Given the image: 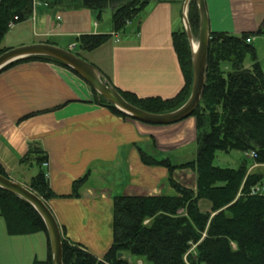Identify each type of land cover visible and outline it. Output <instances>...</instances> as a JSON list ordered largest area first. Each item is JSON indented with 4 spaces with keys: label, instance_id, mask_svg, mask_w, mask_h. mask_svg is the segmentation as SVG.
Segmentation results:
<instances>
[{
    "label": "crops",
    "instance_id": "1",
    "mask_svg": "<svg viewBox=\"0 0 264 264\" xmlns=\"http://www.w3.org/2000/svg\"><path fill=\"white\" fill-rule=\"evenodd\" d=\"M185 2L152 0L141 17L115 33L110 13H101L99 20L87 23L77 14L83 8H68L75 11L71 17L82 22L75 23L72 31L61 30L69 20L58 22V13L65 4L49 5L36 0L33 15L27 21L32 30L23 24L21 38L2 46L13 48L49 41L64 48L74 46L71 49L75 51L76 36L111 33L105 44L88 51L105 78L108 76L114 86L142 97L170 98L185 84L172 39L174 31L185 28ZM45 6L57 10L52 12ZM206 6L210 33L264 30V0H206ZM89 11L91 19L98 16L97 10ZM253 36L255 42L258 40L257 55L264 54V33ZM66 38L67 46L62 43ZM93 98L88 82L52 61H24L2 71L0 163L11 178L28 186L34 170L21 165L20 159L28 150L29 140L38 141L48 153L49 183L55 193L48 205L63 237L80 242L102 258L113 242L116 196L176 194L168 169L145 164L140 150L158 159L169 158L174 164L195 160L197 124L194 116L170 124L146 123L116 114ZM260 168L264 164H253L249 171ZM87 174L79 195L72 196L74 181ZM173 178L196 188L197 174L192 168L176 169ZM127 254L124 257L131 260ZM48 256L46 232L9 234L0 215V264H34ZM138 261L144 264L141 259Z\"/></svg>",
    "mask_w": 264,
    "mask_h": 264
},
{
    "label": "trees",
    "instance_id": "2",
    "mask_svg": "<svg viewBox=\"0 0 264 264\" xmlns=\"http://www.w3.org/2000/svg\"><path fill=\"white\" fill-rule=\"evenodd\" d=\"M36 0H0V54L9 49L2 46L10 30L9 23L29 19ZM47 4H65L70 9H113V31L126 29L128 23L141 17L152 0H38ZM175 1V0H162ZM193 35L199 34L200 13L197 0L188 10ZM264 33L211 32L207 62V81L200 104L191 116L197 124V158L174 164L169 158L158 159L140 150L147 165L164 166L176 194L120 195L114 198L113 242L99 258L80 242L63 237L64 264H133L121 252L144 257L148 264H264V193L253 192L262 185L264 175L249 171L253 164H264V66L257 55L255 42L247 39ZM111 33H82L75 37L76 52L91 51L105 44ZM185 84L175 96L142 97L117 87L133 105L153 113L173 111L182 106L191 94L193 54L184 29L172 34ZM49 42V41H47ZM250 56L251 65L246 59ZM46 60L75 72L62 61L49 56L33 55L18 59L0 73L18 63ZM76 73V72H75ZM108 78V76H106ZM90 85V84H89ZM93 101L110 107L123 117H130L103 97L90 85ZM29 116V115H28ZM254 151L253 164L244 162L239 168L214 164L218 151ZM48 153L36 140H29L28 150L20 164L33 169L28 187L47 204L55 197L47 171ZM179 168L196 171V188L187 187L173 178ZM0 174L11 177L0 163ZM88 174L74 181L72 196L79 195ZM264 186V185H263ZM208 200L210 210L202 211L200 202ZM0 215L9 234L23 235L44 231L49 237V256L34 264H53L47 225L38 210L18 194L0 187ZM145 264V263H144Z\"/></svg>",
    "mask_w": 264,
    "mask_h": 264
},
{
    "label": "water",
    "instance_id": "3",
    "mask_svg": "<svg viewBox=\"0 0 264 264\" xmlns=\"http://www.w3.org/2000/svg\"><path fill=\"white\" fill-rule=\"evenodd\" d=\"M190 1L186 0L185 2L183 16L185 30L193 54V84L188 100L173 111L153 113L133 105L122 96L116 86L105 78L104 74L96 65L79 56L71 48H64L49 42H38L7 49L0 54V70L14 61L28 56L40 55L53 57L71 67L103 97L131 118L152 124H170L181 121L191 116L201 102L207 81V62L210 48L209 16L206 0H197L200 13L197 48L193 44L194 36L188 17ZM0 187L12 191L28 200L38 210L48 228L53 264H64L62 229L47 202L28 186L2 174H0ZM119 257H124V253L121 252Z\"/></svg>",
    "mask_w": 264,
    "mask_h": 264
},
{
    "label": "rangeland",
    "instance_id": "4",
    "mask_svg": "<svg viewBox=\"0 0 264 264\" xmlns=\"http://www.w3.org/2000/svg\"><path fill=\"white\" fill-rule=\"evenodd\" d=\"M34 6H35V2H34ZM45 8L51 10L52 12L54 10H57V8L54 9L53 6L52 7L51 6H47V7L45 6ZM81 10L82 11H80L79 13H77L78 14V17L80 16L81 20H83L85 18L86 19L85 21H87V23H89V21L90 22H93L94 20H99L98 17H97V15L94 18H92V19L88 15L89 12H90L89 10H92V9L83 8ZM112 10H113L112 7L109 6V7L105 8L102 11V13H105V14H109L110 13V17L112 18V14H113ZM72 12H75V11H69L68 10V7H64L58 13L61 16V19L58 21L59 23H61V22L64 23L65 22V19H69L67 22L64 23V26L62 28H60L61 30L72 31L73 29H75V26H74L75 23L80 24L82 22V21H79L77 18L76 19L78 21L75 20V18H72L71 17ZM98 13H99V11L97 10V14ZM28 20L29 19H27V20H25L23 22H20V23H16L17 26L15 25L16 26L15 28L13 27V28H11L9 30L8 33L6 34L4 40H3L4 41L3 42V45L9 46V45H11V43H13L14 41H16L19 38H21V36L23 34V29H22L21 26L23 24H26V25H23V26H26L31 31L32 30V27L29 26V25H27V24H31L30 22H27ZM31 36H32V32L29 33V37H31ZM71 38H73V37H71ZM42 39H44V38H42ZM194 40L198 41V34L195 35ZM257 41L255 42L256 48H257V45H258V42ZM62 43H63V45H66L67 46V44L69 43V38L64 39V41ZM82 52L85 55V59L87 61H89V62H91V63L94 64V62H92L93 61V59H92V56H93L92 53L91 52H88V51H85V52L82 51ZM258 58H259V60L262 63H264V54H260L258 56ZM249 62H251L250 56H248L247 59H246V63H249ZM253 161H254L253 158H251L250 156H247L244 152H242L240 150H232V151H229V152H226V151H218L217 152V155H216V158L214 160V164L216 166H220V167L239 168L244 162H246L249 166H251L253 164ZM255 171L257 173H261V174L264 175V168H260V169H257ZM263 185H264V179H263V184L260 185V186H263ZM209 206H210V202L208 200H202L200 202V207H201V210L202 211H206ZM127 256H130V259H131L130 261L133 264H140L139 261H138L139 259H141L145 264H148V261L144 257L135 256V255H132L130 253H128Z\"/></svg>",
    "mask_w": 264,
    "mask_h": 264
},
{
    "label": "built area",
    "instance_id": "5",
    "mask_svg": "<svg viewBox=\"0 0 264 264\" xmlns=\"http://www.w3.org/2000/svg\"><path fill=\"white\" fill-rule=\"evenodd\" d=\"M18 20V16H15V19L12 20L10 23H9V28H13L15 27L16 25V21ZM256 38L255 36H251L247 39L248 42H255ZM74 46H71V48H73ZM245 154L247 156H250L251 158L254 159V157L256 156V153L254 151H250V152H245ZM48 165V163H46ZM253 192H258V193H264V186H260V185H256L255 187H253ZM140 264H143L142 262H140Z\"/></svg>",
    "mask_w": 264,
    "mask_h": 264
},
{
    "label": "bare ground",
    "instance_id": "6",
    "mask_svg": "<svg viewBox=\"0 0 264 264\" xmlns=\"http://www.w3.org/2000/svg\"><path fill=\"white\" fill-rule=\"evenodd\" d=\"M193 44H194L195 48H197L198 42L196 40H193Z\"/></svg>",
    "mask_w": 264,
    "mask_h": 264
}]
</instances>
